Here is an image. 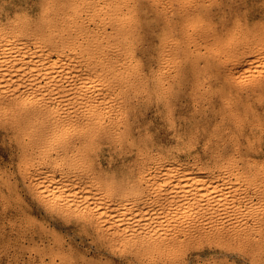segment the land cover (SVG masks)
Wrapping results in <instances>:
<instances>
[{
	"label": "rangeland",
	"instance_id": "1",
	"mask_svg": "<svg viewBox=\"0 0 264 264\" xmlns=\"http://www.w3.org/2000/svg\"><path fill=\"white\" fill-rule=\"evenodd\" d=\"M0 34L82 58L59 76L64 85L82 68L72 94L59 104L44 95L60 115L83 111L74 101L83 94L109 103L104 113L89 108L88 124L73 114L78 129L44 146L45 159L39 134L0 113V264H264V0H0ZM153 158L230 173L241 187L231 194L242 197L218 220L225 225L173 235L172 248L154 251L110 241L81 209V192H55L49 205L32 187L38 171L58 178L60 166L80 180L75 190L84 181L115 198L126 183L144 189L139 173ZM74 196L81 204L59 211Z\"/></svg>",
	"mask_w": 264,
	"mask_h": 264
},
{
	"label": "bare ground",
	"instance_id": "2",
	"mask_svg": "<svg viewBox=\"0 0 264 264\" xmlns=\"http://www.w3.org/2000/svg\"><path fill=\"white\" fill-rule=\"evenodd\" d=\"M31 48L29 44L25 43V41H20L19 37L18 39L14 37L12 39L9 36H5V34H0V113L3 112L7 117H10L12 114L16 113L18 118L25 123L22 127L24 131L31 130L34 131V133L39 134V139L42 138L38 143V146L40 147L39 155L42 156L41 158L45 159L47 153L43 152L45 148L44 146L48 144L51 146L53 144L61 143L64 136L69 134L71 131L78 129V124L74 121H77V119H74V116L72 117L73 114H79L80 117H83V119L85 118L84 121L86 123L83 124H88L90 115L89 108L92 110V112H103L107 110L106 108L109 106V103L108 101L103 102L99 100L96 94H83L82 96H76V99L78 98L77 101L74 100L78 107H84L83 111L79 110V108H75L71 111H67V113L65 112V115H60L58 108L51 107L50 105L49 101L53 98L49 97V100H47L48 97H45L44 95L45 93L48 96L56 94L53 97L56 103L59 104L65 99L62 98L63 95L72 94L74 87L72 86L73 80L71 81V79L77 78L82 72V68L74 69L72 72L70 71L69 73L71 74V77L69 75V78L66 81L67 83H64V85H62L61 81H59V76H61L65 69L68 68L70 70L71 66L76 67V65H81L83 63H81L82 58L80 59L76 56H72V53L69 55L62 53L61 51L54 52L55 55L53 56V52L46 49L45 45L42 43L37 44L35 48ZM39 79L44 81V84L40 83L43 85L38 84ZM88 82L89 81H84L81 84V87L87 89L89 87V84H87ZM262 86L263 84L261 83V87ZM45 90L46 92H42ZM16 104L22 109L28 107L30 110L27 112L25 111L26 113L22 114L20 112H16ZM70 112H72V114ZM28 122L30 125L26 127V123ZM112 127L115 126L113 125ZM134 139L136 138L134 137ZM80 144H82V142ZM127 147L128 146H126V148ZM13 150L15 149L13 148ZM87 151L88 150H85L84 154ZM212 155L213 154H211V156ZM134 158L135 157L132 159L133 162L138 159L136 158L134 160ZM91 160L92 162L94 161L93 159ZM40 161L43 162L44 160ZM182 161L183 160L178 162L175 159L174 161H171L167 159L153 158L148 162L149 165L147 164V172L145 169L146 173H143L144 175L139 173V179L143 178L145 181L144 189H141L137 185L126 183V185H124V187H126V189L124 188L126 190V194L115 198L109 196L100 198L104 195L98 197L95 195L99 191L98 187H92L89 186L88 183H82L84 181L78 184V186H76L78 188L75 190L74 185L80 180L74 182V180L70 179L69 171L64 170L65 168L63 169L60 166L55 168V170L58 169L60 173L58 178H55L53 173H50L46 170H40L36 173L35 178L33 177L34 181L31 180V182L33 181V190H35L36 193L40 195V198L42 196L47 197L46 201L48 200V204L49 201H51L49 200L51 199L49 196H53L55 192H65L66 195L81 192V194L84 195V205H82L83 208H80L83 211L84 209L89 210V217L94 219L96 228L98 227L99 230H103L106 234L105 236L109 237V240L112 238L110 241H113L114 239H119L118 242H120V240H129V242L131 240V243L138 241V245L148 243V246L152 247L154 251L155 249L163 250L170 249L174 246L173 244L167 242L173 235L174 237L172 239L173 241H176L178 240L177 237L180 234H186L188 231L190 232L192 230H196V232L203 231L206 229L205 227L207 225L210 228L221 224L222 222L218 223V220L220 218V220L226 218L229 215L228 211L232 209L231 207H235V203L238 201L240 202V197H242H237L236 195L231 194V192L240 190L241 187L237 184L235 179H232L233 176L231 177L230 173H217V171L214 173L207 172L203 166L193 163L196 162L195 160L193 162L191 161L190 163V160L188 162ZM97 167L96 169L98 170ZM99 168L101 170L100 166ZM135 170L137 171V169ZM28 178L30 179V177ZM44 182H48V184L43 185ZM48 185L51 186V188L47 189ZM245 199L242 201H245ZM79 202L80 199L75 198L74 196L71 199L61 202V205H58V209L59 211L61 210V212H64L65 210V212H68L69 214V209L72 211L74 207L81 204V202ZM251 213L252 211L250 210L246 211L247 215H250ZM225 222H223L221 225L224 226ZM242 225L243 223H231V226H229L231 227L232 231L238 230L241 235L243 233L246 235L247 232L244 231L245 228L242 227ZM216 227L218 228L219 226ZM228 229L229 228H227V230ZM190 234L193 235V232ZM106 237H104V239ZM111 243L112 242H110V244ZM120 243L122 244V241ZM144 245L145 247L147 246L146 244Z\"/></svg>",
	"mask_w": 264,
	"mask_h": 264
}]
</instances>
